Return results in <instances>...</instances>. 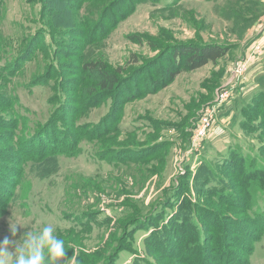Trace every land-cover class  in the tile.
Listing matches in <instances>:
<instances>
[{
    "label": "rangeland",
    "instance_id": "obj_1",
    "mask_svg": "<svg viewBox=\"0 0 264 264\" xmlns=\"http://www.w3.org/2000/svg\"><path fill=\"white\" fill-rule=\"evenodd\" d=\"M39 2L44 5L45 15L40 14ZM104 8L107 16L101 19ZM125 11L128 14L107 36L101 39L90 35L101 22L110 23V15L116 13L115 18H119ZM38 23L49 30L40 39L36 32L43 28ZM34 33L40 43L34 36L32 43L38 47L31 50L27 39ZM24 36L27 49L22 51ZM0 39V67L5 66L6 79L0 80V96L10 106L9 115L13 110L15 116L9 119L14 122L12 128L4 127L0 121V138L14 131L22 132L23 137L36 135L29 142L32 154H36L34 148L38 150V146H43L46 154L43 164L4 168L0 201L8 205L4 211L0 207V242L5 238L22 242L27 231L39 232L51 224L66 249L58 264L99 263L117 245L124 221L145 216L150 205L162 201L166 194L173 196L174 191L167 192V187L173 183L176 187L187 171L193 178L203 164L206 171L209 165L218 167L230 150L246 157L260 151L264 156L263 104L255 105L257 109L244 114L245 118L241 108L237 111L247 123L245 128L241 123L238 127L230 124L229 130L232 128L238 136L228 133L226 138L217 131L216 120L212 127L202 121L220 95L230 98L236 93L239 84L249 78L250 67L263 55L264 0H0ZM188 45H219L228 53L216 63L181 71L165 83L168 72L179 70L173 53ZM98 61L108 70L117 71L124 83L112 95L82 97L80 90L91 85L82 74V66ZM236 67L241 69L239 76L232 74ZM58 77L62 89L58 88ZM160 79L165 87L151 93ZM224 84L232 89L222 90ZM247 93L244 100L247 110H251L256 95L264 99V80ZM112 103L114 110L118 105L116 112ZM109 113L113 123L97 131L106 134L96 141L82 139L72 151L62 143L63 135L46 128L52 116H65L68 133L80 125L83 130L79 136L86 132L87 137L91 126L108 119ZM254 118L261 123L252 128ZM150 122H155L156 128L143 131ZM198 131L205 137L200 141ZM211 134L215 139L209 137ZM224 141L232 148L222 155ZM153 143H162L163 147L145 155L128 151L129 145L145 148ZM24 146L21 145L22 152L28 150ZM9 148L0 142L1 150ZM70 153L74 156L70 157ZM188 158H196L191 166H187ZM240 191L237 185L236 197H241ZM198 195L191 187V200ZM199 198L205 209H214L223 217V224L214 228L231 238L225 245L239 264H264V221L252 225L240 205L221 204L203 194ZM260 207H264V201ZM82 213L92 216L88 218L90 230L75 236L69 227L78 228L73 220ZM121 213L123 217L117 221ZM232 216L238 224L232 225L226 219ZM84 222L83 219L79 224ZM10 223L19 224L15 235ZM243 227L248 235L241 234ZM144 232L137 233L132 241L136 255L141 257ZM15 246L10 244L9 251H14ZM250 248L253 251L248 254ZM134 257L122 252L116 264H131ZM216 259L227 264L225 259ZM163 260L177 263L171 258ZM45 264H51L47 257ZM228 264L236 261L229 260Z\"/></svg>",
    "mask_w": 264,
    "mask_h": 264
},
{
    "label": "trees",
    "instance_id": "obj_2",
    "mask_svg": "<svg viewBox=\"0 0 264 264\" xmlns=\"http://www.w3.org/2000/svg\"><path fill=\"white\" fill-rule=\"evenodd\" d=\"M39 7L40 14L43 13V15H45L44 5L42 2ZM132 9L129 10V12L132 11ZM105 11H107L105 8L101 11V15H104L101 19H106L107 12L105 13ZM127 14L128 12L122 14V16L120 15L119 18H115L116 13L115 15H110L113 20L110 23H105L104 21L101 22L96 31L90 35L96 37L98 36V38L102 39L107 36L108 33L118 24V22L121 21ZM72 19L75 18L72 17ZM73 21L74 25L75 20ZM38 24L43 28L37 30L38 32H36L38 33L40 39V36H43L49 30L44 28V24ZM34 36L35 39L39 41L36 38L35 33L32 37L27 39L29 40L27 47H31V50L38 47V44L32 43ZM26 38L27 36H24L22 39V51L23 49L24 51L27 49V47H25ZM226 49L227 48L219 45H188L179 47L178 52L176 51L173 53V58L179 63V70L176 72H168V79L164 80V82L167 83L169 80H172L173 77H175L178 73H181V71H193L205 66L207 63H216L227 55L228 52ZM4 70L5 66L0 67V80L6 82L3 74ZM81 71L84 77L91 82L90 86L80 90L82 97L93 98L97 95H112L120 89L124 83V81L118 76L117 71L112 72L108 70L100 61L88 62L84 64ZM49 79H51V77H49ZM58 81V88L62 89L59 77ZM162 81V79H160V81H156L154 84L155 87L150 92L152 93L155 91V88L157 87V89L164 88L165 84L164 82L161 83ZM258 96L259 95H256L255 98V104L253 105L254 109L247 110V105L241 108L242 118L244 114L249 115L248 112L251 113L256 110L257 108L255 105L260 106L263 104V111L260 112L264 113V99ZM9 107V104L5 103V97L1 95L0 121L4 127L12 128L14 127V122H10L9 119H14L15 116L13 110L11 111L12 116L9 115ZM111 108L114 112H116L118 110V105L115 110L114 105L113 107L111 106ZM259 109L260 108L258 107V111ZM120 112L121 109L119 114ZM52 118V122H50L46 128L54 129L53 132L56 130V133L63 135L64 138H62V143L67 145V149L69 151L74 150L77 143L82 139L86 140L87 138L88 140L96 141L102 134H106V131H103L102 134L97 132L102 129L101 126L109 127L108 123H113V121L110 120L112 119V115L109 113L108 119L103 121L100 120L97 124L91 126L90 132L88 133L89 135L87 134L86 137V132L85 134H80L81 136H79L80 131L83 130V126L78 125L72 127L73 132L68 133L64 128V122H67L64 120L65 116L61 117L62 119H60L57 115L55 118L52 116ZM259 121L260 120L254 118L253 122H255V126L252 124L251 127H256V125L260 126L261 122ZM148 124L149 127L145 126L143 131L147 129L154 130L157 126L155 122H150ZM245 124L247 125L243 119L241 122L242 128H245ZM44 132L45 130L38 133V135H42ZM147 134L150 135L149 133ZM35 136L30 135L23 137L22 132L18 131V133H16L14 131V133L9 132V134H4L0 138L1 143L10 147L8 151L0 149V184L3 181V177L6 175L3 172L5 167H11L12 169L13 165L16 164H19L22 167L27 166L29 163L35 165L43 164V161L46 158V154L44 152L45 148L43 146H38V150L34 148L36 154H32V148L30 147L29 142L36 139ZM57 141V139H54V142ZM160 144L162 143H153L145 148L138 147V145H129L130 148H128V151L130 154L134 155H145L154 151L157 147V150H160V148L163 147L160 146ZM21 145H25L24 147L26 148L28 147V150L22 152L23 150L21 149ZM25 154H29V156L24 157ZM69 156L73 157L74 155L73 153H70ZM224 158H222L224 161L221 162L218 167L215 165H209V169L207 171L205 170L204 164L201 165L198 168V173H196L193 178H190L189 175H187L189 173L187 171L186 175L180 177L179 184L176 187H174V183L172 186L167 187V192L169 190L174 191L173 196L168 195L166 194L167 192H165L166 196L164 199L154 206L150 205L149 211L145 216L124 221L122 227L120 228L122 230L121 235L117 237V245L114 246L110 254L106 257H102L103 260L99 263L91 261L90 264H116L119 255L122 252H127L129 255L132 254V256H135L131 261V264H171L168 261L163 260V258L176 260V264H220L221 261L216 258H221L222 260L225 259L227 264L229 260L232 259L233 261H236V264L241 263L236 259V255L234 253L228 251V247L225 245V241L231 240V238L227 237L223 233L220 234V232L219 235L218 230L214 228L215 225H221V223L223 224V217L220 215L218 216L214 209H212V211L210 209H205V204L201 203L202 200L199 197L203 194L205 196H210L213 199L215 198L216 201L221 204L223 203L226 205V203H228L231 205H240V208L249 217L252 225H255L256 221H264V207H260V203H263L264 201V199H262L264 198V156L260 151H257V154L254 157H246L237 150H230ZM111 162L114 163L113 165L116 164L115 161ZM220 170L224 172L223 175L220 173ZM227 171L228 176L226 173ZM229 175H233L234 177H230ZM189 183H192L191 186ZM237 185L241 190L238 192L241 197H236L235 195ZM217 186L219 188H217ZM191 187L199 194L198 198L195 200H191L190 197ZM7 205L8 203L4 202V200L0 201V207H2L1 209L3 211L7 208ZM119 216L121 217L119 219L117 218V221L122 219L123 213ZM91 217L92 216H89L86 213H82L80 216L75 217L73 220L74 223H72L76 224L78 228L69 227V232L73 235L75 234V236L81 235L83 231L88 232L90 230L88 225ZM83 219L85 222L83 224H79ZM226 219H228L229 222H232V225H234V222L237 223L238 221L235 216L229 218L226 217ZM106 222H109V220ZM241 229V234L248 235L244 227ZM227 230L226 226V231ZM143 231H145L144 233H146V236L143 237L142 247L144 254L141 257L136 255L138 254V251L134 250L132 247V241L134 242V238L137 233ZM208 243H211L212 247H209ZM252 251L253 248H250L248 254H251ZM213 253H216L217 257L215 254L213 256Z\"/></svg>",
    "mask_w": 264,
    "mask_h": 264
},
{
    "label": "clouds",
    "instance_id": "obj_3",
    "mask_svg": "<svg viewBox=\"0 0 264 264\" xmlns=\"http://www.w3.org/2000/svg\"><path fill=\"white\" fill-rule=\"evenodd\" d=\"M17 225L10 223L13 235ZM51 224L45 225L39 232L27 231L22 242L9 241L7 238L0 242V264H45L46 257L51 264L65 256L64 240L58 238ZM20 241V240H19ZM15 244V250L9 251V245Z\"/></svg>",
    "mask_w": 264,
    "mask_h": 264
},
{
    "label": "crops",
    "instance_id": "obj_4",
    "mask_svg": "<svg viewBox=\"0 0 264 264\" xmlns=\"http://www.w3.org/2000/svg\"><path fill=\"white\" fill-rule=\"evenodd\" d=\"M262 32L263 30L260 32V34ZM259 37L260 36H258L257 38ZM248 76L249 78H247L245 82L239 84L236 93L232 94L230 98H228L227 101L220 107V109H218V113H216L215 120L217 131H221L222 134H225L226 138L228 136V133H232V135L238 136V134L232 131V128L229 130L230 124H234L237 127L240 125L243 119L240 117V113H237V111H239L240 108L246 105L245 100L247 97L245 96L248 95V93L246 94V92L250 91L251 93L252 90H256L260 86V82L264 80V53L250 67ZM221 89L223 90V87ZM243 89H245L246 91H243ZM232 111H236V113L232 114ZM233 119L235 120L234 123H232ZM209 137L215 139V134H211L209 135ZM223 144H226L224 151H222V155H225L232 147L230 146L231 143H226L224 141ZM212 149L214 148L212 147ZM214 150H216V148ZM214 150L213 152L215 153ZM195 160L196 158H188L187 161L190 162L189 164H187V166H191V164L194 163Z\"/></svg>",
    "mask_w": 264,
    "mask_h": 264
},
{
    "label": "built area",
    "instance_id": "obj_5",
    "mask_svg": "<svg viewBox=\"0 0 264 264\" xmlns=\"http://www.w3.org/2000/svg\"><path fill=\"white\" fill-rule=\"evenodd\" d=\"M240 73H241L240 67H236L233 70L232 74L239 76ZM231 89H232L231 86L225 87V84H224L223 90H226L229 92V90ZM227 99H228V96L226 94L220 95L218 99L216 101H213L211 106L206 110L202 118L203 123H206V127L208 126V122H209V127H212V124L215 121V117H216V113L218 109H220V107L227 101ZM196 137L199 139V141L205 138L202 131H198L196 134Z\"/></svg>",
    "mask_w": 264,
    "mask_h": 264
}]
</instances>
